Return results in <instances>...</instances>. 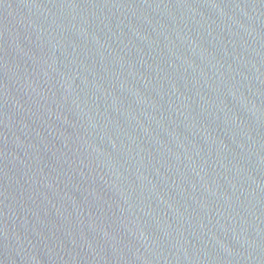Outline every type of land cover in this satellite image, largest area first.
<instances>
[{
  "label": "water",
  "instance_id": "1",
  "mask_svg": "<svg viewBox=\"0 0 264 264\" xmlns=\"http://www.w3.org/2000/svg\"><path fill=\"white\" fill-rule=\"evenodd\" d=\"M0 264H264V0H0Z\"/></svg>",
  "mask_w": 264,
  "mask_h": 264
}]
</instances>
